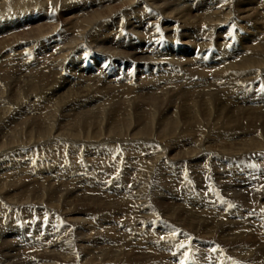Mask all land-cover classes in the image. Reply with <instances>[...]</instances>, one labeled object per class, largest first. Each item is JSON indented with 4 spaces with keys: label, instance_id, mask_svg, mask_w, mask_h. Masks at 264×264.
Listing matches in <instances>:
<instances>
[{
    "label": "rangeland",
    "instance_id": "374dc122",
    "mask_svg": "<svg viewBox=\"0 0 264 264\" xmlns=\"http://www.w3.org/2000/svg\"><path fill=\"white\" fill-rule=\"evenodd\" d=\"M195 1L197 0H169L167 4L172 6V8L174 7V9H172L173 11H183L189 4H193ZM227 1L231 2V0ZM236 1L237 5L242 2V0ZM260 1L261 0H247V3H256L255 7L258 8L260 6ZM232 4L233 3H231V5ZM57 5L58 7H48L50 15L48 12L45 13V11L37 5L34 6L35 9H31L33 11L26 14V17L17 16L9 19L10 24H12L10 27L11 29H5L3 20L0 22V116H2L0 117V147H3L0 148V168H3V172L5 173L1 176H3L5 180L7 179L4 181L5 183L0 184V191L3 192V196L7 192V188H9L8 184L12 183L13 179L17 181L15 183L19 181V183L23 185L37 180L35 175H31L32 172L37 171L36 164L41 163L43 166L51 165L53 163V147L55 145L58 146L59 143L65 142L67 149L60 147L57 150L60 152L59 154H62L63 163L68 171L64 172L62 170L64 168L62 164L60 171L56 173V178L61 181V185L62 182L66 185L59 186L60 184L48 181L50 185L48 182L44 183V190H40L37 188L38 186L35 185L28 186L24 189L26 190V194H24L25 197L22 196V198H28L26 201L35 202L40 200V197H38L40 194L42 195L44 192V194H47L48 190H52L53 192L49 191L47 195L53 194L52 199L59 201V205L62 206V204H64L69 208L80 206L81 209H84V214L81 213V219L89 220L87 221L88 223L84 222V225H82L85 231L79 230L82 232V236L86 237L89 241L92 239L90 244L91 248L96 246L94 244L95 241L93 243L94 239L103 238V240L98 246L99 251H95L98 254L95 253L92 255V253L88 254V252L85 251L87 257L83 255L84 251L81 250L80 252V250L74 247V249L70 248V250L73 249L70 251L72 255H79L81 253L79 256H81V258L84 256L80 264H179L178 259L180 255L178 258H175V254H170L168 251L163 250L161 252L158 250L155 252L154 250H148V248L144 247H142V250H147V252L141 253V251L136 248V236L131 233H135L139 228H143V232L145 233H151L150 230L154 227H152L154 222L148 224H144L143 222L142 226H137L132 222L133 219L127 218L123 212L127 211L126 207L127 204L130 203V197L138 195L137 191L142 186H144L146 194H149V192L152 193L151 198L154 199H159L162 197L161 194L164 195V193H168V195L170 194L169 198L173 199L174 202L188 197L190 200H197L195 197L197 194L202 200H205L202 206L206 209L208 208L205 204L214 206L212 211L216 208H221V211L217 213L218 215L222 214L220 215L221 217H219L217 214L215 216L211 215L209 210L203 212V209H200L196 203V205H192V208L181 206L178 211L183 213L192 211L193 213L191 215H193V218L194 215L195 217L198 216L201 222L192 218V223L188 225L189 220H191L190 216L182 218L180 222L176 221L177 218L175 215L172 218L168 216L172 222L167 218H162L163 221L170 222L171 226L169 225V228L175 230L176 234L173 235L170 231L159 229V226L155 225L156 227L152 233L157 231L160 241L162 240L166 243L171 239L172 235V242L175 243L174 249L189 245H193L194 247L197 246L196 248H198L199 245L204 244L202 242H205L211 236L208 242L212 244L215 250L218 248L221 249V251L225 250L230 255L239 254V256L243 258L249 259V264H264V152H261L263 156L261 154H256L255 151L249 152V137L254 136L255 132L261 135L262 138L264 136V102L261 98V106L256 105L257 108H260L254 110L257 109L254 104H248L249 101L246 100L241 102V99L238 100L237 97L229 94V92L219 89L221 88L220 85L228 86L235 82V80L230 79L227 75L225 78H221L223 72H230L228 67L233 66L231 65L232 62H235L237 59L247 58L252 49H258L260 54L263 53L261 50L264 49V15L257 17L258 15L254 13L256 9L250 12L249 10L244 12L242 8H235V6H233L230 11L229 9L226 10L230 12L229 19H232V21L230 23H225V25L223 24L224 28L221 26L215 29V31L210 27H208L207 30L201 22H197L195 25L193 24L195 27L185 26L184 29L189 28L190 30L188 33L182 32L181 27L177 29L178 33L173 34L172 31L168 33L169 36L163 35L162 32L164 31L161 32L159 30L161 32L159 36L161 37V41H164L165 48L171 46L173 51L175 48V50H179L177 52H180L182 49H179V47H182L186 52L179 53L177 56L173 53H168L167 55L164 49L156 47L157 55L155 54L156 56L154 55V58L152 57L153 59L150 60V65H146L142 60L131 58L127 56V54L119 53L112 55L114 58L110 60L107 59L104 66L105 70H103L101 77L98 80H94V75H88L89 73H86L85 76H76L70 66L66 68H57L56 64L59 59L56 58L55 55H51L53 53L50 51L43 52L40 41L35 42L38 45L34 43L28 45L27 49H30L29 54L25 55L23 53L24 57L22 58H17V56H15L18 52L22 53L20 50L25 48H16V46L20 44L19 42H25L27 35L33 38V31H38L42 27L54 26L52 21H49L52 23V25H50L48 21H44V19L40 17L43 13L50 19L54 17V22H58L56 26H58L59 30L62 29L63 31L66 27H69L71 22L68 23L66 19L72 17L71 14L74 8L72 10H67V7H64V4L60 1H58ZM252 7L253 6H251V8ZM247 8L249 9V6H247ZM40 12L42 13L40 14ZM261 12L264 14L263 9ZM173 13L174 12H172V14ZM55 14L58 17H56ZM7 21L8 20H6V22ZM210 25H212V23ZM220 28L222 29L220 30ZM224 31H228V33H224ZM170 34L172 35L170 36ZM143 36L145 37L146 35ZM59 37L60 36L56 38L52 37L49 42L52 40L61 42L62 39ZM241 39H246V41H242ZM41 40L45 41V37L41 38ZM204 40L211 41V43H209L211 45L206 46L204 52L201 53L199 47ZM239 48L243 55L237 56L238 58H236L235 53ZM121 50L123 51L125 49L120 47V49L114 51L119 52ZM14 51L18 52L14 54ZM139 55L140 54H136L133 56L139 58ZM140 56H142V53ZM250 56L251 54L249 58ZM77 58L79 59L77 60ZM74 59L75 63H83L79 53L73 57V61ZM158 59L165 63L171 62V64L164 66ZM260 61L262 62V60ZM236 62H238V60ZM55 66L59 71L57 73H55ZM158 66H163L162 68L164 70L163 72L161 71V74H167L161 76L159 73L160 69L155 71V67ZM151 68H155L154 71H151ZM90 69L95 71V67L92 68L90 66ZM263 70L264 68L255 69L256 72ZM58 73H60V75H57ZM246 73L247 72L242 73V77H239V81L245 86L244 92L247 93V96L250 97L251 95L253 100H255V96H257V94L262 95L261 92L264 91V71L261 72L257 78L250 80L249 75ZM104 74L106 76H103ZM172 75H174V77ZM151 76L158 80L152 81L150 79ZM71 77H80V85H75L74 87L64 86L65 83L63 79L68 80ZM108 77H111V85L106 86L104 85L105 82H102V79H107ZM143 77H145L144 81H142ZM148 80L153 83L146 82ZM193 80L196 81V84L190 85V81ZM237 81L238 80H236V82ZM29 83L31 84L29 85ZM198 85H201L204 90H208L206 95L198 94L196 90L197 87H200ZM216 85L219 87L217 88ZM108 88L110 93L105 94ZM93 90H99L100 94H105L103 97H108V99L102 102H97L101 104L94 103L95 107L90 109L93 114L96 112L93 117H99L98 114L104 112L98 120L95 118V122H93L98 124L99 127L95 129L96 127L93 126L91 128L92 131L87 129L88 132H85V130L76 131L77 129L75 130V128H72L75 125V121L73 120L75 112L78 113L82 111L80 108L81 104V106L85 108L84 110L94 106L91 104L86 107L88 103H83V101L88 100V97L91 95L90 92ZM83 91L88 92V94H84ZM80 94L81 96L79 97ZM77 96L80 100L73 102V98H78ZM210 97L212 98V110L217 111L210 116L211 120L207 119L209 118V113L206 112V109H203V107L206 106V100L208 101L211 99ZM17 101L18 103H16ZM195 102L197 104H195ZM202 102H204V105ZM192 105L197 106L198 114H195V119L190 121L192 116L189 117V113H186L185 107L190 108L193 107ZM76 109L78 110L76 111ZM215 114H220L218 115L220 118ZM175 115L178 116L180 120L179 126L182 131L176 130L175 132V130L173 131L163 127V125L169 122V120L171 121ZM254 116L255 119L251 120ZM144 117L149 128L152 127V129L150 128V132L146 136L147 139L145 137L139 139L138 136L134 137L131 133L133 130L131 131L129 129L135 128L137 125H143L141 120H145ZM183 120L190 121L188 122V127L183 124ZM124 122L125 125L129 126H125ZM214 122L219 125H213ZM113 124L119 125L122 131L118 133L119 136L114 135L115 137H109L105 133H108V129L113 126ZM158 125L161 126L160 131L162 132H158L156 129ZM75 127L78 128L77 126ZM49 129H52L53 133L59 136L42 143V140L44 138L46 139V136H49ZM123 131L126 132L125 136H122ZM198 131H200L201 134H199L200 132ZM93 132L96 133L95 137L97 134H100L101 138H93ZM75 134H78L80 139H77L78 137H73ZM102 140V143L98 145L95 144V142H100ZM37 141L41 142L39 146L34 145V142L36 143ZM66 141L69 142L67 143ZM74 143L77 144L74 145ZM153 146L155 151L152 148ZM262 147L264 151V143ZM7 150L11 152L3 154V152ZM8 154L10 157H8ZM24 154H26V156ZM152 155L159 157V160L156 161L152 158ZM98 158L103 159L101 160V162H103L101 166L95 163V159ZM134 158L136 159L133 160ZM135 161L138 162L136 163ZM156 162L158 164H155ZM76 165H80L81 167L79 172L86 171L82 177L80 175V178H82L81 180L73 174V168L75 169ZM104 165L107 167H104ZM125 167L127 168L125 170L126 174H123L121 171L122 168L125 169ZM90 168L94 170L92 174L88 175L87 171L89 170L91 172ZM181 170L183 171L181 172ZM110 173H114V175L108 177L107 175ZM93 175L96 176V179H92V184L84 186L83 184L86 182L87 177L89 176L91 178ZM137 175L144 176L146 183H143L142 177V182L140 181V186L137 187ZM46 177L50 176H45V178ZM68 179L80 181L76 183L74 181L68 182ZM116 180L120 181L116 183L117 185L115 184ZM4 184L7 188L4 187ZM75 184L77 185L76 187ZM114 185L118 186L119 190L115 189ZM82 186L91 189V191H88L86 195L82 194L83 192L80 191ZM154 188L156 190L160 189L159 191H161L158 192L157 198L154 196L157 194V191L153 190ZM114 191H118L120 194ZM67 192L72 194L69 193L70 198ZM89 194L91 197L88 196ZM113 194L117 195L113 196ZM6 196L10 198L9 194L4 197ZM44 200L45 202L47 201L45 197ZM18 202H20V200H18ZM3 203L4 206L0 207V215L3 211H7L8 208V205L5 204L6 201L0 202V205ZM57 204L58 202H55V204L53 203L54 206ZM124 204H126L125 208L123 206ZM155 207L153 209H155ZM107 208H113L115 212L113 209ZM11 209H14L16 213L19 210V208L16 207H11ZM34 209L35 206L32 210ZM156 210L158 209L156 208ZM165 211V209L162 210V212ZM37 213L38 212L34 213L33 216L27 217L26 219L17 218L18 220L24 219L21 225L23 234L25 233L24 237L21 236L25 240H22L23 244L29 239H32V234L37 231L39 225H42V232L39 233H42L44 236L40 235L42 237L40 241L47 240V242H45L47 245L54 246L56 238H54V233L49 228L51 227V223H49L50 218L43 217L42 215L39 216ZM40 213L42 214L41 211ZM62 213L63 212L60 214ZM229 213H237V215L231 216ZM137 217L139 218V215H137ZM172 223H174V225ZM13 226L14 224H12V228ZM66 226L68 227V225ZM187 226L197 228V234L189 233ZM66 229L71 231V227ZM74 230L76 231L75 228ZM13 231H17V229L13 228ZM43 231L45 232L43 233ZM141 236L139 238L142 239L141 241L143 242L145 237L144 235ZM16 239H18V236ZM69 239L68 241L72 244L75 239L79 240V237L77 234H71ZM18 240L14 241L12 237H10V239H2L0 237V264H39L38 261L42 258L46 259V261L47 259H51L55 262L56 259H52L51 256L56 257L55 254H58V257L64 255L61 253L64 250H55L54 247L39 249L31 245L29 248H25L22 247L23 244ZM101 245L102 247H100ZM201 248H203L204 251L207 250L204 246ZM4 249H9V252ZM226 249L232 250L227 251ZM240 250L244 254H242ZM178 251L177 249V252ZM74 252H78V254ZM194 257H196V254ZM60 264L66 263L63 262Z\"/></svg>",
    "mask_w": 264,
    "mask_h": 264
},
{
    "label": "bare ground",
    "instance_id": "6f19581e",
    "mask_svg": "<svg viewBox=\"0 0 264 264\" xmlns=\"http://www.w3.org/2000/svg\"><path fill=\"white\" fill-rule=\"evenodd\" d=\"M58 1H60L61 3L64 4V7H67V10L70 9L72 10L74 8L73 13L71 14V18L66 19V21L68 23H70L69 27H66L65 30L62 31L59 30L56 21L54 22V17L53 18H48L46 17L44 14L46 12H48V7L50 6H57L58 7ZM167 1L169 0H0V22L3 20L4 21V27L6 28H10L12 26V24H10L9 19L13 18V17H17V16H24L26 17V14L28 12H31L33 10L31 9H35L34 6L38 7L40 6L43 11H45V13H43L42 15H40L42 12H40V17H42V19H44V21H52L54 26L51 27H42L41 29H39L38 31H33V38H31V36L27 35L25 38V42H19L20 44H18V46H16V48L20 47L23 48V50L21 52H18L17 58H22L23 53L29 54L30 49H27L28 45L34 43L37 41H40V44L42 45V51H50L51 55H55L56 58H58V62L56 64L57 68H66L67 66L72 67V70L74 71V74L76 76H85L86 73H89L88 75H94V80H98L102 73L103 70H105V64L107 59H112L114 58L112 55H116L119 53L122 54H127V56L134 58V59H138V60H142L146 63V65H150V60H152L154 57V55H157V48L156 47H161V49H164V52L168 53H173L174 55H178L179 53H185V49L184 48H180L182 49V51L177 52L179 50H172V47H164V41H161V37L159 36V34L161 35V32L163 33V35H168V33L173 31V34L178 33L177 29H179V27H181L182 32L188 33L189 28L184 29L185 26H190V27H195L194 25L197 22H201V24L208 30V27H210L212 30L215 31V29L219 28V27H223V24L225 25V23H230L232 21V19H229V15L230 12H227L226 10L231 9V7L235 6V8H242L245 11L249 10L253 11L256 9V13L255 15H258L257 17H260L263 14V12H261V10L263 9L264 11V0L260 1V6L257 8L255 7L256 3L251 4V3H247V0H242L241 4L237 5V1L236 0H231V2H228L227 0H197L195 2H193V4H189L186 9H184L183 11H173L172 9H174V7L172 8V6H169V4H167ZM231 3H233L231 5ZM239 3V2H238ZM61 6V5H60ZM185 6V5H184ZM247 6H249V9L247 8ZM251 6H253L251 8ZM33 7V8H32ZM183 7V6H182ZM205 7V8H204ZM55 8V7H54ZM61 9V8H59ZM66 9V8H65ZM53 11V9H52ZM51 11V12H52ZM239 11V9H238ZM39 12V11H38ZM172 12H174L172 14ZM236 12V9H235ZM33 13V12H32ZM50 15V12H48ZM66 13V12H65ZM240 13V11H239ZM54 14V13H53ZM63 14V13H62ZM245 14V13H244ZM248 14V13H246ZM48 15V14H47ZM67 15V14H66ZM249 15V14H248ZM52 16V15H51ZM56 16V14H55ZM60 16V14H59ZM58 17V16H56ZM65 19V18H64ZM6 20H8L6 22ZM58 21V20H57ZM227 21V22H226ZM24 22V21H23ZM27 22V21H26ZM7 23V25H6ZM20 23V22H19ZM50 25H52L51 22H49ZM212 23V25H210ZM194 24V25H193ZM199 25V24H198ZM49 26V24H48ZM60 26V25H59ZM248 26V25H247ZM23 27V26H21ZM224 28V27H223ZM11 29V28H10ZM56 29V30H55ZM176 29V30H175ZM184 29V30H183ZM222 28H220L221 30ZM3 30V29H1ZM161 32H160V31ZM193 31V30H192ZM211 31V30H210ZM2 32V31H1ZM4 32V31H3ZM254 32V31H253ZM25 33V32H23ZM55 33V34H54ZM224 33H228V31H224ZM32 35V34H31ZM143 35H146L145 37ZM172 34H170L171 36ZM182 35V33H181ZM233 35V34H232ZM240 35V34H238ZM5 36V35H4ZM60 36L59 38L62 39L61 42H57L56 40H52L49 42L50 38L52 37H57ZM235 36V35H234ZM45 37V41L41 40V38ZM247 39V38H246ZM246 39H243L244 41H246ZM7 40V39H6ZM242 40V39H241ZM242 40V41H243ZM211 43V41L208 40H204L202 41V45L199 47V50L201 49V53L204 52V49L206 48V46L211 45L209 44ZM207 44V45H205ZM7 45V44H6ZM148 45H153V46H148ZM30 47V46H29ZM40 47V46H39ZM120 47L124 48L125 50H121L119 52L114 51V50H118L120 49ZM15 48V49H16ZM32 49V48H31ZM210 50V49H209ZM38 51V50H37ZM263 53L260 54L258 49H252L250 50V58L248 54L247 58L244 59H237L238 62H236L237 60H235V62H232L231 67H228L229 71L228 73L223 72L221 78H225V76L227 75L230 79L235 80V82L231 85H220L221 90L227 91L229 92V94H232L233 96L237 97L238 100L241 99L240 101L242 102L243 100L249 101L248 104H251L257 108L258 105H260L261 98L264 102V91L261 92L262 95L257 94L256 99L253 100V97L250 95V97L247 96V93H245V86L243 84L240 83L239 81V77H242V73L247 72L246 74L249 75V80L250 79H255L257 78L261 72H256L255 69H263L264 68V49L261 50ZM16 52L14 51L13 53L16 54ZM132 52V53H131ZM241 49L239 48V50L235 53L236 58H238L237 56H241L243 55V53H241ZM80 54V58L82 59L83 63L78 64L77 62L75 63V59L73 61V57L76 54ZM142 53V56H140ZM34 54V53H33ZM136 54H140L139 58L138 57H134L133 55ZM148 54V55H147ZM245 54V53H244ZM41 55V54H40ZM155 55V56H156ZM11 56V55H10ZM14 56V55H13ZM38 56V55H36ZM160 56V54H159ZM200 56V55H199ZM198 56V58H199ZM51 57V56H50ZM125 57V56H124ZM128 57V58H129ZM153 57V58H152ZM182 57V56H181ZM27 58V57H26ZM235 58V59H236ZM16 59V58H15ZM79 58H77L78 60ZM126 59V58H124ZM76 60V61H77ZM191 60V59H190ZM262 60V62L260 61ZM23 61V60H22ZM158 61L160 63H162L164 66H168L171 64V62H163L160 61V59H158ZM31 62V61H30ZM79 62V61H78ZM220 62V61H219ZM250 62V63H249ZM27 63V62H26ZM34 63V62H33ZM159 63V64H160ZM28 64V63H27ZM154 64V63H151ZM157 64V65H159ZM161 65V64H160ZM221 65V64H220ZM56 66L54 67L56 69V72H59L56 68ZM90 66L92 68L95 67V71H92L90 69ZM94 66V67H93ZM153 66V65H152ZM219 66V65H218ZM3 67V66H2ZM45 67V66H44ZM148 67V66H147ZM163 66H158L155 68H151V71H155L160 69L159 73L161 74L163 72ZM251 67V68H250ZM260 67V68H259ZM139 68V67H138ZM143 68V67H142ZM216 68V67H215ZM250 68V69H249ZM146 69V68H145ZM148 69V68H147ZM30 70V69H29ZM34 70V69H33ZM169 70V69H168ZM227 70V69H226ZM92 71V72H91ZM140 71V70H139ZM162 71V72H161ZM29 72V71H28ZM127 73V72H126ZM145 73V72H144ZM6 74V73H5ZM109 74V73H108ZM163 74H167V73H163ZM161 74V76L163 75ZM169 74V73H168ZM57 75H60V73H58ZM111 75V74H109ZM130 75V74H129ZM145 75V74H144ZM148 75V74H147ZM103 76H106L105 74ZM150 76V75H149ZM174 77V75H172ZM178 76V75H177ZM202 76V75H200ZM62 78V77H60ZM80 78V77H79ZM79 78H74L71 77L68 80L63 79L65 85L64 86H68V87H74L79 86L80 85V79ZM167 78V76H166ZM29 79V78H28ZM78 79V80H75ZM150 79L153 80H158L157 78L151 76ZM200 79V78H199ZM208 79V78H207ZM62 80V79H61ZM62 80V81H63ZM113 80V79H112ZM116 80V79H114ZM145 80V77L142 78V81ZM236 80H238L236 82ZM245 80V79H244ZM141 81V82H142ZM150 80L146 81V82H152ZM1 82V81H0ZM102 82H105L104 85L109 86L111 85V77H108L107 79H102ZM139 82V81H138ZM191 84L190 85H194L196 84V81H190ZM211 82V81H210ZM32 83V82H31ZM29 83V85L31 84ZM98 83V82H97ZM133 83V82H132ZM143 83V82H142ZM153 83V82H152ZM214 83V82H213ZM35 84V83H34ZM37 84V83H36ZM201 84V83H200ZM131 85V84H130ZM91 86V85H90ZM89 86V87H90ZM135 86V85H134ZM200 87H197L196 90L198 92V94H203L206 95V93L208 92V90L206 91V89L204 90V88H202L201 85H198ZM206 86V84H205ZM217 86V85H216ZM66 87V88H68ZM219 86H217L218 88ZM134 88V87H133ZM201 88V89H200ZM215 88V87H214ZM81 89V87H80ZM128 89V88H127ZM132 89V88H131ZM68 90V89H66ZM129 90V89H128ZM21 91V90H20ZM189 91V90H188ZM84 92V91H83ZM131 92V91H130ZM219 92V91H217ZM91 95L88 97V100L83 101L88 103L86 104V107L89 105H94V103L97 102H102L105 99H108V97H103L105 94H109L110 90L109 88L107 89V92L102 95L100 94L99 90H93L90 92ZM190 93V92H189ZM210 93V92H209ZM220 93V92H219ZM4 94V93H3ZM69 94V93H68ZM84 94H88V92H84ZM21 95V94H20ZM133 95V94H132ZM228 95V94H227ZM2 96V95H1ZM34 96V95H33ZM81 96V94L79 95V97ZM88 96V95H87ZM189 96V94H188ZM212 96V95H211ZM78 97V96H77ZM78 98H73V102H76L77 100H80ZM191 97V96H190ZM18 98V97H17ZM22 98V97H21ZM64 98V97H63ZM211 98V97H210ZM218 98V97H217ZM13 99V98H12ZM19 99V98H18ZM23 99V98H22ZM65 99V98H64ZM71 99V98H70ZM6 100V99H5ZM84 100V99H82ZM198 100V99H197ZM204 100V99H203ZM15 101V100H14ZM21 101V100H20ZM19 101V102H20ZM217 101V100H216ZM12 102V101H11ZM80 102V101H78ZM77 102V103H78ZM201 102V100H200ZM18 103V101L16 102ZM199 103V102H198ZM204 105V102H202ZM240 103V102H239ZM20 104V103H19ZM75 104V103H74ZM97 104H101V103H97ZM195 104H197L195 102ZM238 104V103H237ZM72 105V104H71ZM70 105V106H71ZM82 105V104H81ZM80 105V108L82 109L81 112L76 113L73 117V120L75 121V125L72 128H75L76 131L79 130H85V132H88L87 129H90L95 126L97 129L99 127L98 124L93 123L95 122V118L96 120L99 119L100 116H102L104 114V112L99 113L98 116L99 117H93L94 113L92 111H90V109H93L95 107L92 106L91 108H88L87 110H84L85 108L82 107ZM245 105V104H244ZM257 105V106H256ZM54 106V105H53ZM69 106V105H68ZM188 106V105H187ZM191 106V105H190ZM193 106V105H192ZM202 106V105H200ZM217 106V105H216ZM241 106V105H240ZM261 106V105H260ZM15 107V106H14ZM99 107V106H96ZM6 108V107H5ZM9 108V107H7ZM79 108V109H80ZM131 108V107H130ZM218 108V107H217ZM216 108V109H217ZM260 108V107H259ZM254 109V110H258ZM102 109V108H101ZM197 106H193L190 108H186L185 107V111L186 113H189V117H191L190 121H193V119H195V114H198L197 112ZM203 109H206L205 111L207 113H209V118L210 116H212L214 114V111L212 110V98L209 99L208 101L206 100V106L203 107ZM63 110V109H62ZM78 109H76L77 111ZM112 110V109H111ZM150 110V109H149ZM225 110V109H224ZM241 110V109H240ZM12 111V110H11ZM69 111V109H68ZM71 111V109H70ZM73 111V109H72ZM128 112V111H127ZM201 112V110H200ZM203 113V111H202ZM250 113V112H249ZM6 114V113H4ZM71 114V113H70ZM149 114V113H148ZM206 114V113H205ZM253 114V113H252ZM48 115V114H47ZM155 115V114H154ZM203 115V114H200ZM217 117L220 114H215ZM263 116V115H262ZM2 117V116H0ZM119 117V116H118ZM131 117V116H130ZM205 117V116H204ZM47 118V117H46ZM129 118V117H128ZM135 118V117H134ZM185 118V117H184ZM202 118V117H201ZM215 118V117H214ZM220 118V117H218ZM263 118V117H262ZM102 119V118H101ZM122 119V118H121ZM145 119V117H144ZM254 118H252L251 120H254ZM72 120V121H73ZM128 120V119H127ZM73 121V122H74ZM103 121V120H102ZM101 121V122H102ZM117 121V120H116ZM188 120H183V124L186 125V127H188V122H190ZM215 121V120H214ZM260 121V120H258ZM120 122V121H119ZM126 122V120H125ZM124 122V125H125ZM179 118L178 116H174L173 119L167 123H165L163 125L164 128H169V130H176L177 131H182V129L179 126ZM205 122V121H204ZM210 122V121H209ZM63 123V122H62ZM113 123V122H111ZM141 123H143V125H137L135 128H130L129 130H133L131 133L132 135L138 136L139 139H142L143 137L146 138V136L149 134V130L150 128L152 129V127L149 128L146 119L145 120H141ZM192 123V122H191ZM190 123V124H191ZM207 123V122H206ZM128 124V123H127ZM135 124V123H134ZM155 124V123H154ZM163 124V123H162ZM200 124V123H199ZM202 124V123H201ZM24 125V124H23ZM112 125V124H111ZM122 125V124H121ZM213 125L218 126L219 124H217L216 122L213 123ZM212 125V126H213ZM25 126V125H24ZM75 126H77L78 128H76ZM109 126V125H108ZM125 126H129V125H125ZM131 126V125H130ZM209 126V125H208ZM61 127V125H60ZM185 127V126H184ZM202 127V126H201ZM71 128V129H72ZM108 128V127H107ZM161 126L158 125V127L156 128L158 130V132L160 131ZM191 128V127H190ZM215 128V127H214ZM17 129V128H16ZM125 129V128H124ZM155 129V130H156ZM198 129V128H197ZM207 129V128H206ZM50 132L48 133L49 136H46L47 138L42 140V143L46 140H51V139H55L56 137H58L59 135H56L53 133L52 129H49ZM99 130V129H98ZM128 130V131H129ZM156 130V131H157ZM203 130V129H202ZM55 131V130H54ZM60 131V130H59ZM92 131V130H91ZM121 127H119V125H114L111 126L108 129V133H105L106 135H108L109 137H115L114 135H118V133H121ZM127 131V130H126ZM152 131V130H151ZM172 131V132H173ZM96 132V131H95ZM162 132V131H160ZM187 132V131H186ZM192 132V131H191ZM196 132V131H195ZM200 132V131H198ZM75 133V132H74ZM81 133V131H80ZM125 133L123 131L122 136H125ZM164 133H168V132H164ZM193 133V132H192ZM217 133V132H216ZM254 133V132H253ZM43 134V133H42ZM60 134V133H59ZM95 134L93 132V138L95 137ZM175 134V133H174ZM188 134V133H187ZM201 134V132L199 133ZM254 136L249 137V152L250 151H255L256 154H261V152L263 151V147L262 144L264 143V136L263 138L261 137V135L256 134V132L254 133ZM12 135V134H11ZM64 135V134H63ZM151 135V134H150ZM177 135V134H176ZM222 135V134H221ZM61 136V135H60ZM83 136V135H81ZM85 136V135H84ZM117 136V137H118ZM211 136V135H210ZM44 137V136H43ZM42 137V138H43ZM65 137V136H64ZM73 137L80 139V137L78 136V134L73 135ZM101 138L100 134H97L95 138ZM107 137V136H105ZM67 138V137H66ZM86 138V137H85ZM216 138V137H215ZM40 139V138H39ZM68 139V138H67ZM88 139V138H87ZM118 139V138H117ZM147 139V138H146ZM201 139V138H200ZM131 140V139H129ZM198 140V139H197ZM202 140V139H201ZM5 141V140H4ZM7 141V140H6ZM41 141V140H40ZM56 141V140H55ZM135 141V140H134ZM9 142V141H8ZM47 142V141H46ZM67 143L69 141H66ZM102 141L100 142H95L96 145H98L99 143H102ZM154 142V141H153ZM169 142V141H168ZM185 142V141H184ZM233 142V141H232ZM6 143V142H5ZM73 143V142H72ZM188 143V142H187ZM41 144V142H34L35 146H39ZM70 144V143H69ZM77 143H74V145H76ZM123 144V143H122ZM126 144V143H125ZM190 144V143H189ZM14 145V144H13ZM16 145V144H15ZM33 145V144H32ZM5 146V145H4ZM23 146V145H22ZM72 146V145H71ZM152 146V145H151ZM230 146V145H229ZM247 146V145H244ZM60 147L66 148V143L62 142L59 143L58 146L55 145L52 149V151L54 153H52V157H53V163L49 166H43L41 163L36 164L37 166V171L36 172H32L31 175H35L37 180L32 181V182H28V184H21L19 183H15L17 181H15V179H13L12 183L8 184L9 188H7V192L4 194L5 195H10L4 197L3 196V192L0 191V202H4L6 201V205H8L7 211H3L0 215V237L2 239H10V237H12V239L14 241H18L21 242V244H23V241H25L21 236L24 237L23 231H22V222L24 221V219H20L18 220L17 218H27L30 216H33L34 213L38 212L37 214L39 216H45L46 218H50L49 223H51V227H49L51 229V231L54 233V238H56V240L54 241L55 245L54 246H49L47 245L45 242H47V240H43L40 241L42 239V237L40 235H42L41 228L42 225H39L37 228V231H35V233L32 234V239H29L28 241H26L22 247L25 248H29L31 245L34 248H39V249H47V248H52L54 247L55 250L57 249H61L64 250L63 252H61L62 254H64L63 256H59L58 254H54L56 255V257H52V259H56L55 262L51 259H42L40 261H38L39 264H60V263H69V264H80L81 259L83 261V257L81 258V256L79 255H72V253L70 251H72L74 248L82 251L83 255H86L85 253L88 252L95 254L98 250V246L101 244L102 239H94L93 243L95 241V247L91 248V241H89L86 237L82 236V232H80L79 230H84L82 225H84V222L88 223L87 221L89 220H83V218L81 219V213L84 214V209L79 206L76 208L73 206L71 208L67 207L66 205L62 204L59 205V201H56L55 199H52L53 194L52 195H47L50 192H53L52 190H48L47 194L42 193V195L40 194V197L38 201L35 202H29L26 201L28 198L23 199V197H25L24 194L26 189L28 186H38L37 188H39L40 190H44V183H47L48 181H52L54 183L60 184L59 186L62 185H66L64 182H62L61 185V181H59L56 178V173L60 171V168L62 167L63 163V157L62 154H59L60 152L57 150ZM175 147V146H174ZM261 147H262V151H261ZM0 148H3L2 146ZM71 148V147H70ZM88 148V147H87ZM93 148V147H92ZM101 148V147H100ZM137 148V147H136ZM154 150V146L152 147ZM161 148V147H160ZM14 149V148H13ZM11 149V150H13ZM67 149V148H66ZM180 149V148H179ZM238 149V148H237ZM70 150V149H69ZM72 150V149H71ZM99 150V149H98ZM107 150V149H106ZM131 150V149H130ZM138 150V149H137ZM163 150V149H162ZM4 151V150H3ZM14 151V150H13ZM136 151V150H133ZM155 151V150H154ZM230 151V150H229ZM8 152H11L10 150H7L6 152H3V154H6ZM15 152V151H14ZM13 152V153H14ZM73 152V151H72ZM129 152V151H128ZM170 152V151H169ZM232 152V151H231ZM130 153V152H129ZM137 153V152H136ZM216 153V152H215ZM12 154V153H11ZM17 154V153H15ZM128 154V153H127ZM224 154V153H223ZM234 154V153H232ZM9 155V154H8ZM7 155V156H8ZM26 156V154H24ZM136 155V154H135ZM238 155V154H237ZM250 155V154H249ZM254 155V154H253ZM262 155V154H261ZM264 155V154H263ZM262 155V156H263ZM129 156V155H128ZM139 156V155H138ZM148 156V155H146ZM3 157V156H2ZM10 157V155L8 156ZM14 157V155H13ZM164 157V156H162ZM18 158V157H17ZM103 158V157H102ZM137 158V157H136ZM136 158H134L133 160H135ZM152 158H154L156 161L159 160V157H155L154 155H152ZM239 158V157H237ZM11 159V158H10ZM162 159V158H161ZM224 159V158H223ZM95 163L99 166H101L103 164V162H101V160L103 159H95ZM132 160V159H131ZM1 161V158H0ZM38 161V160H37ZM44 161V160H43ZM218 161V160H217ZM221 161V160H220ZM40 162V161H39ZM134 162V161H133ZM136 162V161H135ZM138 162V161H137ZM136 162V163H137ZM33 163V160H32ZM126 163V162H125ZM146 163V162H145ZM206 163V161H205ZM47 164V163H46ZM155 164H158L157 162ZM107 165V164H106ZM104 165V167L106 166ZM126 166V165H125ZM140 166V165H139ZM156 166V165H155ZM107 167V166H106ZM109 167V166H108ZM130 167V166H129ZM165 167V166H164ZM80 165H76L75 169L73 168V174L75 176H77V178H79L80 180L82 178H80V175L82 177V175H84L86 173V171H80ZM102 168V167H101ZM91 172L88 170L87 173L92 174V171L94 170L93 168H90ZM127 168L125 167L122 168V173L126 174V170ZM166 169V168H165ZM173 169V168H172ZM64 172H67L68 169L66 168V166L64 165V168L62 169ZM149 170V169H148ZM118 171V170H117ZM183 170H181L182 172ZM120 172V173H121ZM143 172V171H142ZM154 172V171H153ZM115 173V172H114ZM114 173H110L109 175H107L108 177H111V175L113 176ZM119 173V172H118ZM2 174H5L3 172V168H0V184L5 183L4 181H6L3 176H1ZM87 175V174H86ZM119 175V174H118ZM152 175V174H150ZM8 176V175H7ZM45 176H50V177H46ZM181 176V175H180ZM138 179L137 182V187L140 186V181L143 177V183H146L145 177L144 176H136ZM150 177V176H149ZM95 178L96 176L93 175L91 178L88 176L86 182L83 184L84 186L86 185H91L92 184V179ZM4 179V180H3ZM84 179V178H83ZM116 179V178H114ZM119 179V178H118ZM132 179V178H131ZM80 180H73V179H68L67 181H74L75 183L77 181ZM85 180V179H84ZM111 180V179H110ZM121 180V179H120ZM136 180V179H135ZM9 181V179H8ZM66 181V182H67ZM119 180L115 181V184L118 183ZM141 181V182H142ZM151 181V180H150ZM21 182V181H20ZM120 182V181H119ZM123 182V181H122ZM148 182V181H147ZM114 183V182H113ZM49 184V182H48ZM79 184V183H78ZM7 185V184H6ZM50 185V184H49ZM117 185V184H116ZM146 185V184H145ZM57 186V185H56ZM69 186V185H68ZM77 185L75 184V187ZM34 187V186H33ZM58 187V186H57ZM66 187V186H65ZM101 187V186H100ZM224 187V186H223ZM1 188V186H0ZM3 188V187H2ZM36 188V187H35ZM34 188V189H35ZM52 188V187H50ZM60 188V187H59ZM114 188L119 190L118 186L114 185ZM142 188V190H141ZM140 189H138V195H134L130 197V203L127 204V211L123 212L125 214V216L127 218H131L133 219L132 222H134L135 225L137 226H142L143 222L144 224H148L150 222H154L152 224V230L151 233L149 231V233H145L143 232V228H139V230H136L135 233H131L133 235H135L136 237V248L141 251V253H145L146 251L142 250V247L144 248H148V250H154L156 251H168L170 254H175V258H178L179 256V264H249V259L247 258H243L241 256H239V254H229L228 252H226L225 250L221 251V249H214V247L212 246L211 243L208 242V240L211 238V236L205 241L202 242L204 244L199 245L198 248L194 247L193 245H189V246H180L177 249L179 250L177 252V249H174V245L175 243L172 242V235H171V239L168 240L166 243L164 241H160L159 239V235L158 232L155 231V233H152L153 230L155 229L156 226H159V229H166V231H170V233H173V235H175V230L169 228L170 222L171 221L168 216H170V218L175 217L177 218L176 221L180 222V220H182V218L190 216L191 220H189L188 225H190L192 223V218L193 215H191L193 212L192 211H188L186 212H180L178 211L181 206H185V207H190L192 208L193 204H197V206H199V208L203 209L204 211L209 210L211 215H216L217 213H219L221 211V208H216L214 211L213 208L214 206L205 204L207 206L208 209H206L204 206H202L204 204L205 200H202L197 194H196V199L197 200H190L188 198H184L183 200H176L175 202L173 201V199L169 198L168 193H164L161 194L162 197L159 199H154L151 198L152 193L149 192V194H146L145 192V188L144 186H142ZM170 188V187H169ZM53 189V188H52ZM101 189V188H100ZM5 190V189H4ZM73 190V189H72ZM97 190V188H96ZM126 190V189H125ZM133 190V189H132ZM153 190H156L155 188ZM160 190V189H159ZM159 190L157 191V194H155L154 196L157 198L158 196V192H161ZM163 190V189H162ZM3 191V190H2ZM66 191V190H65ZM80 191H82V194H87L88 191H91V189L87 188V187H83L82 189H80ZM93 191V190H92ZM193 191V190H192ZM43 192V191H42ZM47 192V191H46ZM55 192V191H54ZM57 192V191H56ZM63 192V191H62ZM115 192V191H114ZM118 192V191H117ZM115 192V193H117ZM164 192V191H162ZM61 193V192H60ZM66 193V192H65ZM70 192H67L68 197ZM75 193V192H74ZM71 194V193H70ZM78 194V193H77ZM93 194V193H92ZM118 194H120L118 192ZM72 195V194H71ZM76 195V194H75ZM79 195V194H78ZM117 194H113V196H116ZM133 195V194H132ZM90 196V194L88 195ZM153 196V197H154ZM44 197L47 199V201L45 202ZM77 197V196H75ZM83 197V196H82ZM91 197V196H90ZM119 197V196H118ZM123 197V196H121ZM187 197V196H186ZM70 198V197H69ZM95 198V197H94ZM101 198V197H99ZM104 198V197H103ZM183 198V197H182ZM72 199V198H71ZM74 199V198H73ZM126 199V198H124ZM4 200V201H3ZM18 200H20V202H18ZM35 200V199H34ZM127 200V199H126ZM61 201V200H60ZM77 201V200H76ZM92 201V200H91ZM173 201V202H172ZM55 202H58V204L56 206L53 205V203L55 204ZM67 202V201H66ZM121 202V201H120ZM123 202V201H122ZM219 202V201H218ZM106 203V202H105ZM108 203V202H107ZM175 203V204H174ZM68 204V203H67ZM131 204V205H129ZM188 204V205H187ZM195 204V205H196ZM264 204V203H263ZM47 205V206H46ZM50 205V206H48ZM124 204V208H125ZM4 203L0 205V207H3ZM35 206V209L32 210ZM71 206V205H70ZM122 206V205H121ZM122 206V207H123ZM156 206V207H155ZM194 206V205H193ZM11 207H16L19 208L18 212L16 213L14 211V209H11ZM112 207V206H111ZM155 207V209H153ZM93 208V207H92ZM156 208L158 210H156ZM160 208V209H159ZM52 209V210H51ZM107 209H113V208H107ZM153 212H152V210ZM165 209V212H162V210ZM114 210V209H113ZM117 210V209H116ZM40 211L42 212V214L40 213ZM112 211V210H111ZM61 212H63L62 214H60ZM115 212V210H114ZM202 212V211H201ZM106 213V212H105ZM109 213V212H108ZM207 213V212H206ZM240 213V212H237ZM237 213H229V215H237ZM115 214V213H114ZM113 214V215H114ZM201 214V213H200ZM242 214V213H241ZM56 215V216H55ZM137 215H139V218L137 217ZM199 215V214H198ZM222 215V214H220ZM220 215L217 214V216L221 217ZM36 216V215H35ZM34 216V217H35ZM203 216V215H202ZM236 217V216H235ZM162 218H167L169 221H163ZM204 218V217H203ZM45 219V218H44ZM43 219V220H44ZM130 219V221H131ZM174 219V218H173ZM172 219V220H173ZM196 219L198 222H201V220L198 218V216L194 218ZM83 220V221H82ZM213 221V220H212ZM216 221V220H215ZM47 222V221H46ZM83 222V224H82ZM91 222V221H90ZM128 222V221H127ZM172 222V221H171ZM203 222V220H202ZM29 223V221H28ZM33 223V222H32ZM44 223V222H43ZM205 223V222H204ZM12 224H14L13 228H16L17 231H13L12 228ZM46 224V223H45ZM44 224V225H45ZM126 224V223H125ZM174 225V223H172ZM49 225V224H48ZM66 225H68V227H71V231L70 228L69 230H67L66 228H68ZM156 225V226H155ZM196 225V224H195ZM11 226V227H9ZM171 226V225H170ZM199 227V226H198ZM206 227V226H205ZM31 228V227H30ZM74 228L76 229V231L74 230ZM96 228V227H95ZM44 229V226H43ZM187 229L189 231V233H193V234H197V228L193 227V226H187ZM46 230V227H45ZM201 230V229H199ZM206 230V229H205ZM85 231V230H84ZM88 231V230H87ZM215 231V230H214ZM26 232V231H25ZM38 232V233H37ZM45 231H43L44 233ZM165 232V231H164ZM213 232V231H212ZM81 233V234H80ZM71 234H77L79 237V240L73 241V243L71 244L69 238ZM92 234V233H90ZM188 234V233H187ZM119 235V234H118ZM141 235H144V241L142 242L139 237ZM18 236V239H16V237ZM44 236V235H42ZM74 236V235H73ZM87 236V235H86ZM214 236V235H212ZM21 237V238H20ZM100 237V236H99ZM168 237V236H167ZM15 238V239H14ZM68 238V239H67ZM77 238V237H76ZM93 238V237H92ZM142 238V236H141ZM181 238V237H180ZM188 238V237H187ZM258 238V237H257ZM129 239V238H128ZM132 239V237H131ZM134 239V238H133ZM23 240V241H22ZM109 240V239H108ZM189 240V239H188ZM178 242V241H177ZM125 244V243H124ZM123 244V245H124ZM129 246V245H128ZM202 246H204L205 248H207V250H203V248H201ZM74 247V248H73ZM102 247V245L100 246ZM110 247V246H109ZM70 248H73L72 250H70ZM244 248V247H243ZM242 248V249H243ZM12 249V248H11ZM75 249V250H76ZM105 249V248H104ZM5 251H8L9 249H4ZM26 250V249H25ZM74 250V251H75ZM131 250V249H130ZM227 251L232 250V249H226ZM28 251V250H27ZM43 251V250H42ZM86 251V252H85ZM99 251V250H98ZM137 251V250H134ZM261 251V250H260ZM9 252V251H8ZM25 252V251H24ZM47 252V251H46ZM58 252V251H57ZM103 252V251H102ZM154 252V254H155ZM204 252V253H203ZM240 252L242 254H244L241 250ZM75 254L78 252H74ZM181 253V254H179ZM261 253V252H260ZM61 254V255H62ZM98 254V253H97ZM153 254V255H154ZM196 254V257H194V255ZM249 254V253H248ZM2 255V254H1ZM43 255V253H42ZM60 255V254H59ZM133 255V253H132ZM156 255V254H155ZM29 256V255H28ZM100 256V254H99ZM140 256V255H139ZM151 256V255H150ZM31 257V256H30ZM39 257V256H38ZM87 257V255H86ZM264 257V256H263ZM95 258V257H94ZM39 259V258H38ZM193 259V260H191ZM31 260V259H30ZM51 260V262H50ZM252 260V259H251ZM28 261V259H27ZM53 261V262H52ZM90 261V260H88ZM116 261V260H115ZM193 261V262H192ZM97 262V261H96ZM85 263V260H84ZM94 263V261H93ZM255 264V263H254Z\"/></svg>",
    "mask_w": 264,
    "mask_h": 264
}]
</instances>
